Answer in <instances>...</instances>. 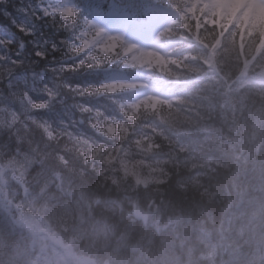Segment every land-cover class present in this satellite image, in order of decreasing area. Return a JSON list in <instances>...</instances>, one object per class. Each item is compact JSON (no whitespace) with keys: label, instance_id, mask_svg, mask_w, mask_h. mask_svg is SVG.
Here are the masks:
<instances>
[{"label":"clouds","instance_id":"obj_1","mask_svg":"<svg viewBox=\"0 0 264 264\" xmlns=\"http://www.w3.org/2000/svg\"><path fill=\"white\" fill-rule=\"evenodd\" d=\"M238 3L242 6L233 16L230 9ZM248 3L159 0L168 22L153 39L169 36L176 42L195 19L231 76L230 84L220 85L223 91L217 89L218 128L203 125L209 117L200 112L188 118L216 132L209 153L199 156L203 147L182 145L170 149L168 159L135 162L136 171L87 142L74 146L73 159L62 148L47 163L29 164L20 148L5 153L0 158V264H264V47L257 53L264 44V22L244 18ZM57 14L84 28L79 48L88 49V56L168 71L161 55L140 39L88 20L81 24L75 7ZM241 50L249 58L243 68ZM153 79H158L155 72ZM44 139L54 145L61 137L44 130ZM148 140L145 152L162 147L151 136ZM85 170L95 172L101 188L110 182L109 192L114 187L137 195L102 200L78 179Z\"/></svg>","mask_w":264,"mask_h":264},{"label":"trees","instance_id":"obj_2","mask_svg":"<svg viewBox=\"0 0 264 264\" xmlns=\"http://www.w3.org/2000/svg\"><path fill=\"white\" fill-rule=\"evenodd\" d=\"M39 1V0H36ZM38 9L35 7L34 0H0V60L5 59L6 62L16 60L19 64L14 73L9 74L4 71L0 61V93L5 96L7 102H23L24 98L20 93L21 90H32L36 87L39 89L47 90L45 83L52 77L55 79L61 87H67L77 75L82 76L84 79L87 71V64H83L80 60L72 58L70 52V45L68 43L70 36L71 26L67 21L60 18L53 10L40 16ZM46 12V11H45ZM203 40L207 43H211L207 35L203 36ZM40 53L41 55H37ZM247 54L244 50L240 51L239 66L241 68L244 61H246ZM3 68V69H2ZM203 69V71L201 70ZM53 71V72H52ZM177 80L192 79L200 77L202 74L213 73L215 77H209L216 79L215 81L208 80L203 82L201 89L195 94V98L189 101L188 104H177L173 109L158 108L148 119H152L157 126H161L162 135L155 134L152 139L160 144V149H153L150 153L154 162L159 160L168 159V153L170 149H178L181 145L189 148H201L203 151L197 153L199 156H205L209 153L208 145L216 137L215 131L202 128L201 124L194 123L189 117H195L197 112L202 113L204 116L209 117L207 120L202 121L203 125L212 124L214 128H218L220 120V107L217 96V89L223 91L220 88L221 84L231 83V76H226L225 67L222 64H218L216 53L208 55H198L189 59L185 64H179L173 70ZM61 73V74H60ZM48 75H52L49 76ZM50 80V79H49ZM44 85V87L42 86ZM43 87V88H42ZM63 89V88H62ZM202 90H205L202 92ZM88 91L92 94L99 96L96 90L92 87H88ZM48 92V91H47ZM67 95L64 94L65 99L60 102H66L68 100ZM208 99H205V98ZM61 99V98H60ZM197 100H200L199 105ZM64 108L60 106L59 109ZM65 109V108H64ZM160 112V118H156V112ZM144 113L134 116L135 120L144 121ZM211 113V116L209 114ZM231 116V113H228ZM50 128V129H49ZM199 129V130H198ZM40 128L33 127L31 124H20L5 115L0 114V158L5 153L10 152L13 149L20 148L27 154L35 153L36 159H27L29 164L37 161H43L45 163L52 161L55 152L65 149V154L69 155L70 159L73 156L70 153L75 152V143H80L73 135L68 136L64 132L58 131L57 128L48 127L46 130L54 132L57 136L61 137L58 144H48L44 139V131L41 134ZM69 137L71 139H69ZM126 135L124 136V138ZM115 139V138H114ZM120 137L116 136L114 145H118ZM149 140H142L139 143L140 150L145 149ZM98 148V147H95ZM105 149L100 148V153L105 154ZM115 150V149H114ZM78 156V153L75 154ZM113 156L117 155L116 152L112 153ZM141 158V161L147 157H139L135 155L132 159ZM147 164V161H143ZM152 163V161H148ZM77 172L81 167L78 159L75 160ZM95 172L87 171L78 176L80 182L86 187H90L94 190L96 195H99L102 200L110 199H123L125 196H135L137 193L131 191H121L117 193L113 187L111 192L108 191L110 182L104 187H99L96 181L99 177ZM123 175V171L117 174V177ZM132 182V177L129 176V183ZM124 188L127 189L128 185L125 184ZM143 195L142 192L139 193ZM175 202V197H171ZM115 207V205H112ZM111 215V213H107ZM187 220V215L185 216ZM200 219H205L204 216H200ZM219 224V214H214ZM192 224L196 223V212L192 214Z\"/></svg>","mask_w":264,"mask_h":264},{"label":"bare ground","instance_id":"obj_3","mask_svg":"<svg viewBox=\"0 0 264 264\" xmlns=\"http://www.w3.org/2000/svg\"><path fill=\"white\" fill-rule=\"evenodd\" d=\"M0 61L3 63L4 69H2L9 74L14 73L18 65L23 63L20 61L18 64L16 60L6 62L5 59ZM49 79L45 83V86L48 87L47 90L39 89V87L32 90H21L23 102H7L5 96L0 93V114L18 121L20 124H32L34 128L37 127L43 131L57 122L58 131L72 136L75 133L76 122L81 121L89 112L98 111L103 102L97 95L88 91L89 83L80 75H77V78L70 82L68 87L66 83L65 88L56 83L52 77ZM42 86L44 87V85ZM64 94L67 95L68 100L60 102L65 99ZM60 106L71 111L62 113L59 109ZM92 128L98 129L95 126ZM40 130L39 132L42 134L43 132ZM79 144L75 143V145ZM94 146H99L95 140ZM26 158L36 159L37 156L32 152L27 154Z\"/></svg>","mask_w":264,"mask_h":264},{"label":"rangeland","instance_id":"obj_4","mask_svg":"<svg viewBox=\"0 0 264 264\" xmlns=\"http://www.w3.org/2000/svg\"><path fill=\"white\" fill-rule=\"evenodd\" d=\"M99 133L107 136V135H110L112 132L110 131V129H106V130L99 131ZM122 150H123V153H122V155H123L122 157L123 158H122V160L124 161V164H125L126 168L128 170H130V171H136L140 167V165L138 163H135V162H139L140 160L132 159L130 161H127L128 160L126 158V154L127 153L124 151V149H122ZM122 150H121V152H122ZM137 155L138 156H146V155H143L139 150H137ZM119 158L121 159V157H119ZM146 161L148 163V161H152V160L148 159ZM152 163L154 164L155 162H152Z\"/></svg>","mask_w":264,"mask_h":264}]
</instances>
